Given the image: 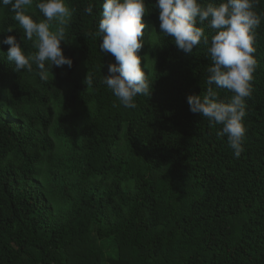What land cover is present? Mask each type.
<instances>
[{"label": "trees", "instance_id": "1", "mask_svg": "<svg viewBox=\"0 0 264 264\" xmlns=\"http://www.w3.org/2000/svg\"><path fill=\"white\" fill-rule=\"evenodd\" d=\"M37 2L28 14L39 21ZM103 2L65 0L76 11L61 48L73 63L45 82L35 64L17 72L8 58L9 35L36 49L0 0V264H264V0L238 158L222 125L187 101L206 92L207 46L188 53L163 34L158 0H144L137 53L151 95L136 108L114 96L103 83L116 63L98 35ZM197 26L210 41L208 22Z\"/></svg>", "mask_w": 264, "mask_h": 264}, {"label": "clouds", "instance_id": "2", "mask_svg": "<svg viewBox=\"0 0 264 264\" xmlns=\"http://www.w3.org/2000/svg\"><path fill=\"white\" fill-rule=\"evenodd\" d=\"M259 0H221L217 4L199 3L198 0H158L160 28L171 37L178 48L191 53L198 45L207 46L211 64L207 67V89L202 95H189L190 111L199 113L211 124L222 125L218 137L227 136L228 145L238 158L244 151L246 127V98L253 92L252 81L258 68L256 52V29L262 17L257 13ZM11 5L13 19L26 34L27 41H33L36 51H26L15 36H7L3 43L10 45L8 58L15 62V70L33 72V64L39 69L41 80L50 79L52 66H72V59L65 57L61 41H67V26L76 9L65 0H39L35 7L44 19L37 21L28 14L34 0H3ZM93 6L86 9L88 14ZM149 12L144 0H104L99 20L98 35L103 34L101 49L115 57L116 63L108 65V75L103 83L126 107L136 108L137 96L150 97L151 82L141 67V57L137 55L143 47V17ZM207 21L214 30L211 40L204 27L197 26ZM55 22V24L53 23ZM9 27L8 31H11ZM35 38V39H34ZM53 74V73H52ZM87 88L93 84V76L88 73L84 81ZM224 89L233 95L227 102L219 99Z\"/></svg>", "mask_w": 264, "mask_h": 264}, {"label": "rangeland", "instance_id": "3", "mask_svg": "<svg viewBox=\"0 0 264 264\" xmlns=\"http://www.w3.org/2000/svg\"><path fill=\"white\" fill-rule=\"evenodd\" d=\"M104 264H109L107 261H105V263Z\"/></svg>", "mask_w": 264, "mask_h": 264}]
</instances>
